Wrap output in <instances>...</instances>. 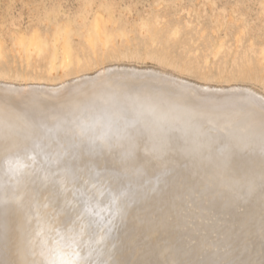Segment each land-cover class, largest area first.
Masks as SVG:
<instances>
[{
  "label": "bare ground",
  "instance_id": "1",
  "mask_svg": "<svg viewBox=\"0 0 264 264\" xmlns=\"http://www.w3.org/2000/svg\"><path fill=\"white\" fill-rule=\"evenodd\" d=\"M109 30L93 19L94 58L111 49ZM64 34L58 62L16 37L24 67L34 57L47 76L69 70ZM258 56L263 68L264 47ZM153 69L0 89V264H50L73 249L87 264L93 248L107 264H195L201 252L209 264H264V96Z\"/></svg>",
  "mask_w": 264,
  "mask_h": 264
},
{
  "label": "rangeland",
  "instance_id": "2",
  "mask_svg": "<svg viewBox=\"0 0 264 264\" xmlns=\"http://www.w3.org/2000/svg\"><path fill=\"white\" fill-rule=\"evenodd\" d=\"M96 16L110 25L111 41L107 47L111 49L94 58L84 38L91 32ZM139 22L148 25L145 37L137 32ZM58 31H66L64 40L71 54V68L47 76L44 68L47 60L32 57L31 63L36 67L26 69L24 53L14 46L15 38L22 37L25 43L34 40L48 52L57 53L58 62L61 47L55 42ZM172 31L176 33L174 38ZM149 38L156 48L149 46ZM262 47L264 0H0V89L6 85L57 89L77 79L92 75L94 78L104 69L154 68L169 70L197 85L251 87L264 96V66L260 68L258 56ZM75 57L78 67L74 64ZM205 60L207 66L203 64ZM115 225L109 236L120 239L124 228L119 223ZM95 230L100 236L105 231ZM246 232L252 236L250 230ZM187 241L186 247L192 243ZM91 251L92 258L87 264L91 261L100 264L103 257L94 248ZM199 254H190L188 261L209 264L204 262V253ZM105 260L101 264H107Z\"/></svg>",
  "mask_w": 264,
  "mask_h": 264
},
{
  "label": "snow or ice",
  "instance_id": "3",
  "mask_svg": "<svg viewBox=\"0 0 264 264\" xmlns=\"http://www.w3.org/2000/svg\"><path fill=\"white\" fill-rule=\"evenodd\" d=\"M79 253L73 249L69 253L58 252V259L50 262V264H80L78 257Z\"/></svg>",
  "mask_w": 264,
  "mask_h": 264
}]
</instances>
